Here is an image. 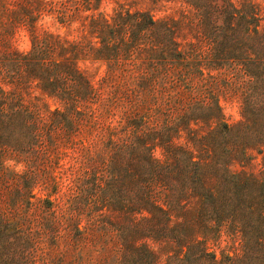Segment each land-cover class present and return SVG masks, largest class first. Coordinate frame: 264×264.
<instances>
[{
    "label": "rangeland",
    "instance_id": "rangeland-1",
    "mask_svg": "<svg viewBox=\"0 0 264 264\" xmlns=\"http://www.w3.org/2000/svg\"><path fill=\"white\" fill-rule=\"evenodd\" d=\"M0 264H264V0H0Z\"/></svg>",
    "mask_w": 264,
    "mask_h": 264
},
{
    "label": "trees",
    "instance_id": "trees-1",
    "mask_svg": "<svg viewBox=\"0 0 264 264\" xmlns=\"http://www.w3.org/2000/svg\"><path fill=\"white\" fill-rule=\"evenodd\" d=\"M226 17L227 19L230 20H234L236 18V13L232 12V9H227L226 12ZM246 18V16H240L239 19H244ZM253 21L255 22L256 20L253 18ZM40 47L39 44L36 43L34 44V49L33 52L29 55H27L26 57H23L22 60L25 64V66H28L30 68V71L34 72V70L36 69V72L41 73V68L43 67V63L41 62V56H40ZM4 115V114H3ZM10 118L12 117H16L17 113L15 114H8Z\"/></svg>",
    "mask_w": 264,
    "mask_h": 264
}]
</instances>
